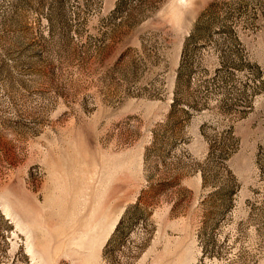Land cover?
Wrapping results in <instances>:
<instances>
[{"label":"rangeland","instance_id":"374dc122","mask_svg":"<svg viewBox=\"0 0 264 264\" xmlns=\"http://www.w3.org/2000/svg\"><path fill=\"white\" fill-rule=\"evenodd\" d=\"M0 264H264V0H0Z\"/></svg>","mask_w":264,"mask_h":264}]
</instances>
